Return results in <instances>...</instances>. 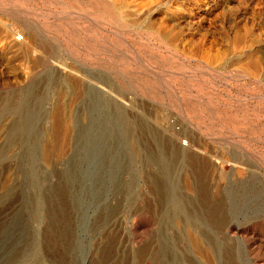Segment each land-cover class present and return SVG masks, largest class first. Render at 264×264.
I'll return each mask as SVG.
<instances>
[{"label":"rangeland","instance_id":"1","mask_svg":"<svg viewBox=\"0 0 264 264\" xmlns=\"http://www.w3.org/2000/svg\"><path fill=\"white\" fill-rule=\"evenodd\" d=\"M7 27L24 43L9 48ZM0 54L4 97L37 68L36 148L50 131L49 157L39 146L32 161L14 136L0 161V264H50L49 225L71 220L64 209L170 206L188 159L167 147L182 141L239 164L222 180L230 224L246 208L264 211L252 175L264 173V0H0ZM110 217L130 241L140 216Z\"/></svg>","mask_w":264,"mask_h":264},{"label":"bare ground","instance_id":"2","mask_svg":"<svg viewBox=\"0 0 264 264\" xmlns=\"http://www.w3.org/2000/svg\"><path fill=\"white\" fill-rule=\"evenodd\" d=\"M95 6H96V10L101 13H103L104 11L108 12V10L110 9V8L104 9V7L101 6L100 3ZM113 18L114 16L111 17V20L108 19L109 21L112 22V24L114 21ZM15 30L11 29V27L10 28L7 27L4 31L5 37L9 41L8 47L12 49L16 48L20 42L24 41L23 36L17 34ZM26 49H28L27 46ZM18 55L20 56V54ZM13 59H14V55H13ZM28 59L30 60V58ZM11 68L15 69V65L14 67ZM26 69L27 71L24 74V80L22 79V81L27 85L26 88L22 89L21 91L17 89L18 90L17 91L15 90L16 87H14L15 89L12 90L11 88L13 87L8 85L9 87H11L10 89L13 92L9 91V94H6L7 96L5 95L6 97H4V95H0V161L4 159L3 157L6 154L5 153L6 147L13 140L14 136H16L15 141L17 143L19 142L20 145L25 147V150L31 160L34 159L35 150L38 149L39 146L40 148H42L43 155L49 157L50 131L48 128L45 130V127H43L45 131L42 132V136L44 139V141L42 142L44 144L38 145L37 146L38 148H36L37 145L36 143L38 142L40 143V141H38L39 137L37 136V132L35 133L34 130L35 117L32 112L33 109L31 110V102L34 99L33 87L31 85V78L35 67L33 68L31 66H27ZM18 78H22V77H19L18 75ZM42 119L44 118L42 117ZM48 123H49V118L45 120V124L48 125ZM9 148L7 149L9 150ZM167 148H170L177 155H182L183 158L186 157V159H188L186 164L182 166L184 175H183V180H181V182L179 183V192L177 193L175 192V194L172 197L170 196L171 197L170 206L163 207L161 209H158V207L157 209H150L146 214H141L137 211L132 212L131 210L129 211L122 209L119 210V209H110V208H93L91 206L78 207L77 209L68 210V211L64 209L65 212L64 214L71 216L72 217L71 220L69 222L64 221L63 223H59L57 219H55L51 221L49 225L48 231L50 233L49 242L51 247L49 263L50 264H264V258L261 257L263 259H260L258 256L262 251H264V241L262 240L258 241L257 239H255L256 237L248 239V235H250L256 229H260L261 231L260 236L261 238L263 237L264 239V211H262V214H260V210H259V213L257 214L253 212L251 209H250L251 212H249L247 210L248 208L245 207L246 210L241 213H238L239 215L237 216V218H239L244 223L238 221V224L235 225V224H230L227 221L228 204L229 202H231V198L229 196L226 187L227 183L226 186L223 185L222 180L224 178L223 175L225 174L226 170H229L231 173V171H234L239 166V164H237V161L236 160L233 161V159L231 158L232 162L230 161V163L227 161L218 160L221 161V163H219L215 161L213 157H211V155L209 156L208 154L209 152L207 153L206 149L196 146L193 143H188L186 141L185 142L182 141V143L180 144H172ZM12 154L13 153H11V155ZM36 155H38V152ZM0 168H2L1 165ZM218 172H220L219 182L216 181L214 176L215 173H217L218 175ZM42 174L44 175V173ZM252 175H255L254 178L256 177L258 180L260 179L263 180V182H261L260 184L261 189H259L261 193V197L260 195L258 196L260 198L263 197L264 199V173L262 171H259L257 173L255 172L252 173ZM170 180L171 182L173 181L172 179ZM226 180L228 179L226 178ZM175 185L178 186V183ZM239 188L241 189V187ZM168 189H170V187ZM17 190L19 189H16V191ZM23 195L24 194H22V196ZM253 196H251V198H253ZM13 204L15 203L13 202ZM30 205H33V201L30 202ZM255 205L256 204H254V206ZM5 209H8V207ZM25 209H28V207ZM118 213L140 216V220L138 222H135L132 226H130V231H131L130 233H132V238L130 237L131 238L130 241L128 239L127 241L122 236V233L125 231L123 225L118 224L119 222L118 223L108 222L106 218L103 219L104 217H110V216H112L113 219V215H116ZM255 215L256 217L260 216L258 220L253 219V216ZM152 218H154V220Z\"/></svg>","mask_w":264,"mask_h":264}]
</instances>
